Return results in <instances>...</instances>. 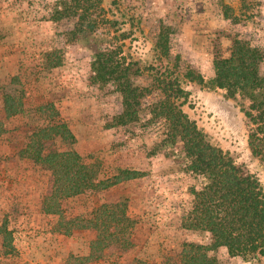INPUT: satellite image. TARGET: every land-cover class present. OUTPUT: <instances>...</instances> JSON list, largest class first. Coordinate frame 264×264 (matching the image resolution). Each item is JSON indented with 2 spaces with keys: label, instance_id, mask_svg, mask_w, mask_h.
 Wrapping results in <instances>:
<instances>
[{
  "label": "rangeland",
  "instance_id": "1",
  "mask_svg": "<svg viewBox=\"0 0 264 264\" xmlns=\"http://www.w3.org/2000/svg\"><path fill=\"white\" fill-rule=\"evenodd\" d=\"M58 1L0 0V225L5 223L11 231L14 247L9 252L2 246L0 234V264H66L70 256H87L94 230L68 229L67 223L90 216L105 202L128 205L133 245L123 252L110 246L104 257L83 264H165L183 241L207 243L204 232L180 226L190 195L176 181L175 167L160 152L151 154L158 126L146 121L150 115L146 113L139 122L117 121L122 103L114 84L93 81L91 49L66 40L76 16L50 19ZM92 1L99 8L90 6L88 15L99 20L96 34L105 45L116 47L127 61L142 62L144 74L135 82L146 85L158 71L177 75L188 91L183 110L213 145L252 171L264 188V162L252 156L247 145L250 124L241 111L247 101L228 98L225 90L211 83L213 42L218 40L221 53L228 56L231 38L236 36L261 50L259 70L264 76V0ZM160 33L171 59L157 49ZM57 58L60 64L52 66ZM186 64L202 75V83L184 80ZM13 75L17 81L12 82ZM5 92L22 101L18 115L5 116ZM157 93L152 89L144 105ZM46 103L53 104L58 114H41L38 107ZM58 121L69 126L74 134L72 148L98 178L112 180L130 168L142 174L105 190H87L61 200L64 219L45 213L42 198L48 173L22 157L20 149L31 131ZM209 254L217 264H258L230 255L224 246Z\"/></svg>",
  "mask_w": 264,
  "mask_h": 264
},
{
  "label": "trees",
  "instance_id": "2",
  "mask_svg": "<svg viewBox=\"0 0 264 264\" xmlns=\"http://www.w3.org/2000/svg\"><path fill=\"white\" fill-rule=\"evenodd\" d=\"M90 6L99 8V4L92 0H60L50 19L76 16L77 21L68 31L66 40L81 42L91 49L93 81L114 84L121 96L122 110L117 116L120 124L139 122L142 115L150 114L146 121L158 126V141L151 154L160 152L175 167L176 181H180L190 195L180 226L202 231L209 240L207 243L183 241L176 256L165 264H217L209 252L220 246H224L232 256L242 260L255 259L258 264H264V188L258 177L246 166L237 164L229 152L213 145L183 110L188 91L177 75L158 71L146 85L135 82L134 78L144 74L142 62L127 61L116 47L105 45L101 35L96 34L99 20L89 18ZM156 46L161 55L171 59L162 33L156 39ZM261 61V50L237 36L231 38L228 56L221 53L218 40L213 42L212 86L225 90L228 98L240 97L247 101L241 104V111L250 124L247 145L251 155L264 162V76L259 70ZM60 62L61 59L57 58L52 66ZM182 76L188 82H203L202 75L190 64L185 65ZM11 80L17 81L18 76L13 75ZM152 89L158 91L155 100L144 105ZM22 106L19 97L9 92L3 94L6 117L21 113ZM38 111L50 117L58 114L51 103L39 106ZM73 142L74 134L69 126L58 121L31 131L20 149L22 157L46 169L47 186L42 208L45 213L58 215L60 219H64L61 200L87 190H105L142 174V171L130 168L122 169L112 180L98 178L97 171L72 148ZM67 224L70 225L68 229L91 228L95 235L88 246L89 254L70 256L66 264H77L76 261L83 264V260L90 258L101 259L110 246L123 252L133 245L134 223L124 202L102 203L90 216L74 218ZM0 234L2 246L13 252L12 234L5 223L0 225Z\"/></svg>",
  "mask_w": 264,
  "mask_h": 264
}]
</instances>
